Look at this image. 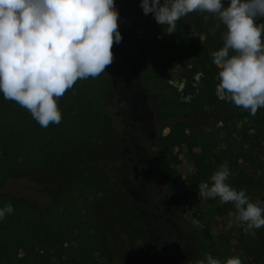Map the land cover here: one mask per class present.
Segmentation results:
<instances>
[{
	"label": "trees",
	"instance_id": "obj_1",
	"mask_svg": "<svg viewBox=\"0 0 264 264\" xmlns=\"http://www.w3.org/2000/svg\"><path fill=\"white\" fill-rule=\"evenodd\" d=\"M140 2L115 0L116 6L126 13L122 23L126 30V35H123L126 44L123 60L116 63L114 69L112 65L106 67L105 73L95 78L78 79L63 97L57 99L58 108L66 120L68 134L65 139L54 138L55 124L41 127L27 109L14 101L5 100L0 94V208L8 202L14 206L13 214L6 215L0 221V264H101L99 257L113 264L115 254L110 246V232L123 231L125 225L115 208L109 207L103 216L91 215L84 221L78 216L77 210L69 213L68 210L51 206L42 208L29 198L10 193L7 185L11 181L29 179L53 163H69L73 154L94 137L103 139L109 134L111 116L99 110L102 104V85H107L112 99L116 97L115 71L125 74L123 61L127 56L142 75H149L147 67L151 63L159 62L165 69H169L177 59L190 55L201 68L203 84L193 99H167L156 108L157 119L164 124V128H169L165 140L186 143L200 149L192 153L195 174L187 180L174 176L168 187L172 213L184 206L188 196L194 193L201 182L208 181L222 164L213 155L214 147L206 133L207 128L218 123L232 125L246 121L262 132L264 109H258L256 116L252 117L247 110L228 101L225 93L223 100H218L219 69L212 63L211 54L223 47L226 29L219 24L216 15L193 12L181 18L175 33L168 35L164 32L166 26L158 25L151 14H143ZM224 4L226 7L227 0H224ZM204 16L207 17L206 23H203ZM191 24L200 28V34L205 36L203 40L189 35L187 29ZM155 82L144 76L139 80V84L150 92ZM160 139L161 135L154 144ZM241 158L245 162V157ZM130 166L134 170L143 168L142 165L138 167L137 163ZM77 169L71 175L64 173V179L78 176ZM227 183L237 190H246L250 199L259 197L264 201V182L254 175L239 170L235 177H229ZM157 206L155 201L152 208L157 210ZM231 210H234L231 203L220 206L217 198L214 212L224 214ZM143 217L151 219L143 211H133L131 227L134 233L130 232L127 236L132 238L138 232V238L149 235L151 224L148 220L144 221ZM153 224L155 230L160 221L155 219ZM164 224L171 230L168 234L171 239L174 226ZM162 237L163 234L156 238L155 244L159 245ZM72 239L76 243L67 245ZM197 246L202 254L203 247L201 244Z\"/></svg>",
	"mask_w": 264,
	"mask_h": 264
},
{
	"label": "rangeland",
	"instance_id": "obj_2",
	"mask_svg": "<svg viewBox=\"0 0 264 264\" xmlns=\"http://www.w3.org/2000/svg\"><path fill=\"white\" fill-rule=\"evenodd\" d=\"M125 15V12L119 14L120 33ZM202 19L203 23L207 22L206 16ZM187 31L193 38H205L200 34L197 25L191 24ZM124 49L123 39L119 44H113L114 58L107 68L122 56ZM123 63L125 74L121 71L118 73L122 78H126L124 77V82L120 84V92L125 94L127 91V97L139 99L141 110L135 117L142 113L145 118L138 122L130 120L127 124L121 96L116 94L112 99L104 83L99 110L111 116L109 134L103 139L94 137L73 154L69 163H53L29 179L11 181L7 190L14 195L29 198L42 208L51 206L68 210L69 213L77 210L78 216L84 221L91 215L103 216L109 207L115 208L125 225L123 231L110 232V246L115 254L113 264H166L163 262L161 249L163 246L167 248L168 244L157 245L155 239L163 233H168L169 227L163 225V228L160 224L153 230V223L157 218L163 223L169 220V225L174 226L170 239L174 246L166 255L174 262L167 264H195V261L203 258L205 254H211L219 259L221 264H225L227 259L234 256L240 257L242 264H264V227L256 230L255 237L245 235L236 224L231 228L227 227L232 219L230 213L234 210L224 214L214 212L217 200L199 198L198 188L176 212L172 213L171 205L168 204L167 191L173 177L179 176L182 180H187L195 174L192 153L199 152L200 149L186 143L165 140L169 128H164V124L157 119L156 108L161 106L163 100L177 98L180 101H190L197 95L203 84V76L192 55L177 59L169 69H165L159 62L151 63L147 67L149 75H142L129 56ZM143 76L156 81L151 92L139 84ZM114 78L117 88L121 80L116 76ZM217 97L219 101L223 100L224 92L217 90ZM61 114L60 124L53 127V136L65 139L68 132L66 120L63 113ZM131 123H134L133 128L129 129L128 125ZM129 130L131 132L128 133ZM206 133L209 134V141L214 147L215 159L221 163H229L233 173L230 179L240 170L241 173L254 175L264 182V128L260 132L246 121L232 125L218 123L207 128ZM160 135L161 139L154 144ZM135 153L139 155L136 161L138 167L142 165L140 160L145 163L142 166L146 168L147 179L152 184L148 191L156 189L158 192L156 201L161 208L159 212L142 204L141 208L139 206L138 198L143 196L142 191L148 186L143 185L145 172L141 169L136 171L130 166ZM241 157H245V162ZM76 167L78 176L64 179L63 174L71 175ZM251 200L262 201L259 197ZM134 210L151 216V219L143 217L152 228L144 238H138L139 232L134 234L135 238L127 236L130 232L134 233L131 227ZM166 212L168 215L165 216ZM75 243L76 240L72 239L67 245ZM198 244L203 247L202 254L197 250ZM99 262L111 264L102 257H99Z\"/></svg>",
	"mask_w": 264,
	"mask_h": 264
},
{
	"label": "clouds",
	"instance_id": "obj_3",
	"mask_svg": "<svg viewBox=\"0 0 264 264\" xmlns=\"http://www.w3.org/2000/svg\"><path fill=\"white\" fill-rule=\"evenodd\" d=\"M139 7L168 35L193 12L216 15L226 29L223 47L211 54L219 69L217 90L252 117L264 108V22H257L264 20V0H227L226 7L224 0H141ZM119 19L115 0H0V94L27 109L41 127L60 124L57 99L78 79L95 78L113 62V44L123 39ZM230 175L225 161L198 185L199 198L231 203L227 227L236 224L255 237L264 227V201L252 202L246 190L233 188ZM13 212L8 202L0 221ZM195 264L221 261L205 254ZM225 264L242 260L234 256Z\"/></svg>",
	"mask_w": 264,
	"mask_h": 264
},
{
	"label": "flooded vegetation",
	"instance_id": "obj_4",
	"mask_svg": "<svg viewBox=\"0 0 264 264\" xmlns=\"http://www.w3.org/2000/svg\"><path fill=\"white\" fill-rule=\"evenodd\" d=\"M115 6H116V4H115ZM116 8H117V10H118V12H119V14H123L124 13V11L122 10V9H119L117 6H116ZM126 14V13H125ZM125 18H126V16H125ZM124 18V19H125ZM120 30H121V34H122V36L123 35H126V30H124L123 29V27H122V25H121V27H120ZM123 48H126V44H125V42L123 41ZM125 55H126V50L124 49L123 50V53H122V56L121 57H118L117 58V60H115V63H113L112 64V68L114 69V67H115V65H116V63H119L120 62V60H123L122 58H124L125 57ZM119 71H115V73H116V77L118 78V79H120L121 80V82H119V85L117 86V88H116V91H117V94L119 95V96H121V100L124 102V105H125V109H124V115H125V117H126V123L128 124V122L127 121H133V122H138V121H140V120H143L144 118H145V116L142 114V113H140L139 114V117H135V115L138 113V112H140V110H141V107H140V105H139V99H135V100H133L132 98H130V97H127V91L125 92V94H122L121 92H120V90H121V85H122V83L124 82V77L126 78V76H124L123 78L119 75V73H118ZM127 80V79H126ZM121 84V85H120ZM137 97V96H136ZM137 98H139V97H137ZM134 102V103H133ZM133 124L134 123H131V124H129L128 125V128L129 129H132L133 128ZM129 132H131L130 130L128 131V133ZM129 154H131L130 152H129ZM138 158H139V155H138V153H135L134 154V158H133V160L131 161V164L132 165H136V161L138 160ZM140 160V159H139ZM140 162V164H142V165H144L145 163L143 162V161H139ZM136 171H139V169L138 168H136L135 169ZM142 171L143 172H145V174L143 175L144 177H143V185H145V184H147V189H143L144 191H142L143 192V196L142 197H140V198H138V202L139 203H141L142 205H145V206H148L150 209H152V207L155 205V201H156V199H157V197H158V192L156 191V189H152L151 191H148V188L149 189H151V187H152V184L148 181V179H147V170H146V168L145 167H143L142 168ZM144 188V187H143ZM154 199H155V201H154ZM169 205H170V200H169V203H168ZM170 208V207H169ZM157 212H159V211H161V208L160 207H158L157 206V210H156ZM166 215H168V212H166L165 213V216ZM157 221H160V224H161V227H163V225H165L164 223H163V221H161L159 218H157ZM166 223L167 224H169V220L168 221H166ZM159 224V225H160ZM164 228V227H163ZM171 230H168V233L166 232V233H163V237H162V239H161V241H160V243H163V244H168L167 246V248H165L164 246L162 247V254H163V262L164 263H166L167 261H173V259L172 258H170V257H166V255H167V253L173 248V243H171L170 242V237H168V234H169V232H170ZM174 262V261H173Z\"/></svg>",
	"mask_w": 264,
	"mask_h": 264
}]
</instances>
